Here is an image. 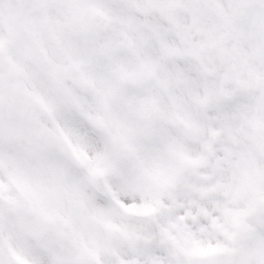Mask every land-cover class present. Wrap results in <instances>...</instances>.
Returning a JSON list of instances; mask_svg holds the SVG:
<instances>
[{"label": "snow or ice", "instance_id": "obj_1", "mask_svg": "<svg viewBox=\"0 0 264 264\" xmlns=\"http://www.w3.org/2000/svg\"><path fill=\"white\" fill-rule=\"evenodd\" d=\"M0 264H264V0H0Z\"/></svg>", "mask_w": 264, "mask_h": 264}]
</instances>
